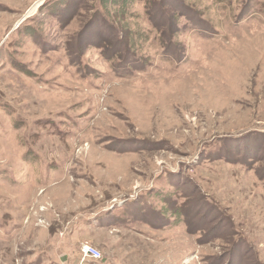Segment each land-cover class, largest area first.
I'll return each instance as SVG.
<instances>
[{
	"label": "rangeland",
	"instance_id": "obj_1",
	"mask_svg": "<svg viewBox=\"0 0 264 264\" xmlns=\"http://www.w3.org/2000/svg\"><path fill=\"white\" fill-rule=\"evenodd\" d=\"M84 243L264 264V0H0V264Z\"/></svg>",
	"mask_w": 264,
	"mask_h": 264
},
{
	"label": "built area",
	"instance_id": "obj_2",
	"mask_svg": "<svg viewBox=\"0 0 264 264\" xmlns=\"http://www.w3.org/2000/svg\"><path fill=\"white\" fill-rule=\"evenodd\" d=\"M81 254L84 260H92L94 262H99L103 259V254L97 247L84 243L81 246Z\"/></svg>",
	"mask_w": 264,
	"mask_h": 264
},
{
	"label": "trees",
	"instance_id": "obj_3",
	"mask_svg": "<svg viewBox=\"0 0 264 264\" xmlns=\"http://www.w3.org/2000/svg\"><path fill=\"white\" fill-rule=\"evenodd\" d=\"M150 16H151V18H150V20H151V22L152 21H155V19H154V17L152 16V14H150ZM153 23V22H152ZM175 28V27H174ZM177 30V29H176ZM175 29L173 30V33H176L177 31H176ZM171 40V39H170ZM119 49H121V46L119 45V46H115V47H113L112 49H111V53H113L114 54V56H116V58L118 59V54L120 53V51H119ZM167 50V49H166ZM109 52H110V50H109ZM105 58H106V56H104ZM109 59H114L113 58V56H111V57H108ZM121 62H123V61H121ZM133 62V60H128L127 62H123L122 63V65H123V68L126 70V72L125 73H122V75L123 76H126V75H128L129 73H131V67H134L135 66V64H133L132 63ZM129 64H131V67H129ZM187 219V218H186ZM186 223H187V221H186ZM111 224H106V226H110ZM189 223H188V227H189ZM191 231V230H190ZM103 259H104V256H103ZM103 259L101 260V261H99V262H96L97 264L98 263H100V262H102L103 261Z\"/></svg>",
	"mask_w": 264,
	"mask_h": 264
},
{
	"label": "bare ground",
	"instance_id": "obj_4",
	"mask_svg": "<svg viewBox=\"0 0 264 264\" xmlns=\"http://www.w3.org/2000/svg\"><path fill=\"white\" fill-rule=\"evenodd\" d=\"M42 2H40V3H38V4H36V7L35 8H37V6L39 5V4H41ZM35 8L34 9H32L30 12H33L34 10H35Z\"/></svg>",
	"mask_w": 264,
	"mask_h": 264
}]
</instances>
